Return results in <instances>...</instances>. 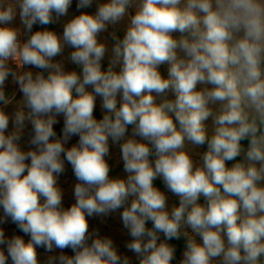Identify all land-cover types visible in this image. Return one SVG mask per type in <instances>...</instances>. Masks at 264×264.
<instances>
[{
	"label": "clouds",
	"instance_id": "clouds-1",
	"mask_svg": "<svg viewBox=\"0 0 264 264\" xmlns=\"http://www.w3.org/2000/svg\"><path fill=\"white\" fill-rule=\"evenodd\" d=\"M73 3L0 0V264H264V0Z\"/></svg>",
	"mask_w": 264,
	"mask_h": 264
},
{
	"label": "rangeland",
	"instance_id": "rangeland-1",
	"mask_svg": "<svg viewBox=\"0 0 264 264\" xmlns=\"http://www.w3.org/2000/svg\"><path fill=\"white\" fill-rule=\"evenodd\" d=\"M94 10H95V6H93V8L90 9L89 11H94ZM75 11L76 10H75V0H74L73 7L72 9H70V15L75 14ZM51 27H53L58 32H62V27L59 25H53ZM122 29H123V25H121L119 29V34L121 36L123 35ZM34 30H35V27H34ZM67 51L68 50H66L65 55H67ZM104 63L105 65H107V61H105ZM69 67H73V66L69 65ZM161 71H163L166 74V66H162ZM97 111L100 113L99 106L97 107ZM72 142H75V138L73 139ZM115 151L116 149L114 148L113 152ZM110 163L113 164L112 175H121V176L125 175L122 171V164L117 165L115 159L111 160ZM74 183H75V178L71 173L70 166H68L66 173L60 177V184L65 190L64 204L66 207L69 206L72 202H74V198L72 196V187ZM156 183L158 186L163 188V185L159 180ZM172 199L175 200L174 197H172ZM0 214H2V210H0ZM101 220L102 218L100 217L90 218V221H89L90 230H98L101 236L112 237L114 239V242L117 244L119 250L121 252H125L126 250L123 248V243L129 238L126 236V234H122L123 233L122 224L120 223L118 216L103 218V222H101ZM4 227L6 231V236L10 237L11 235L15 234V229H16L15 225L9 222L7 225H4ZM25 238H26L25 240H27L29 237L25 236ZM66 251L68 254H71L70 250H66ZM38 253H39L40 264H46L47 257L49 255H53V253H47L42 248L38 249ZM55 254H58V252ZM128 254L131 255L130 253Z\"/></svg>",
	"mask_w": 264,
	"mask_h": 264
},
{
	"label": "trees",
	"instance_id": "trees-1",
	"mask_svg": "<svg viewBox=\"0 0 264 264\" xmlns=\"http://www.w3.org/2000/svg\"><path fill=\"white\" fill-rule=\"evenodd\" d=\"M107 65H105V67H106ZM96 115H97V117H99L101 114L98 112V111H96ZM59 127L60 126H57V130L59 131ZM15 234H19V235H23V233H20L19 231H18V229L16 228L15 229ZM25 238V237H24ZM26 239V238H25ZM174 243H176L177 245H178V254H177V259H179V253H180V251H182L183 250V241L181 240V241H179V242H174Z\"/></svg>",
	"mask_w": 264,
	"mask_h": 264
}]
</instances>
